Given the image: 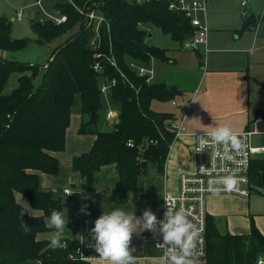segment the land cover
I'll return each instance as SVG.
<instances>
[{
	"label": "trees",
	"instance_id": "trees-1",
	"mask_svg": "<svg viewBox=\"0 0 264 264\" xmlns=\"http://www.w3.org/2000/svg\"><path fill=\"white\" fill-rule=\"evenodd\" d=\"M97 1L110 19V30L103 27L101 31V57L96 58L90 46L93 29L87 28L85 18L68 0L52 4L56 12L67 15L65 22H33L41 43L72 33L55 49L47 66L17 62L0 54V264H91L73 256L74 243L67 238L69 246L64 249H52L48 247L49 239L38 238L40 232L50 229L46 222L50 213L63 211L61 196L42 189L41 173L59 172L56 153L66 146L76 95L81 97L79 131L96 135L91 149L72 161L73 168L82 174L83 191H94L101 168L115 163L119 178L114 191L136 192L138 177L150 167L161 172L168 157L174 140L168 123L176 116L155 109L153 102L172 101L181 90L164 81H147L128 59L141 64L156 58L175 62L167 48L146 41L148 23L160 26L181 43L194 34L195 27L162 0ZM75 2L86 6L93 0ZM260 19H264V13ZM12 28V21L1 16L0 51H16L28 44L26 38H13ZM75 28L78 29L72 31ZM197 55L200 58L199 52ZM97 60L102 71L95 70ZM200 62L203 63L201 58ZM14 71L21 73L18 85L6 93L5 86ZM39 75L36 84L34 78ZM105 78L117 81L109 93L119 114L110 130L100 128V112L104 109L100 83ZM130 140L134 141L133 146L129 145ZM263 175L264 158H257L251 168L252 181L262 186ZM18 193L25 195L34 209L43 211L23 215L28 231L21 226L19 213L27 207L18 201ZM207 239L208 254L200 264H257L264 255V234L253 220L248 234H231L221 233L209 216Z\"/></svg>",
	"mask_w": 264,
	"mask_h": 264
},
{
	"label": "crops",
	"instance_id": "crops-1",
	"mask_svg": "<svg viewBox=\"0 0 264 264\" xmlns=\"http://www.w3.org/2000/svg\"><path fill=\"white\" fill-rule=\"evenodd\" d=\"M256 23L242 28L245 30L254 27L249 29L255 30L254 33L251 32L250 41L240 40L242 31L225 32V29L220 28L215 31L209 30L207 44L200 45L206 48V63L202 60L200 46L192 48L196 55L199 52L203 62H200L202 68L193 65L194 56L190 65H187L182 56L175 58V62L156 58L148 63L154 69V80L164 81L181 90V94L174 99L179 102V105H174L172 100L175 110L165 112H172L176 117L185 115L187 130L190 134L211 130L214 124L228 125L235 132L256 127L258 132H262L260 134H264V129L258 128V126H264V114L257 113L258 110L264 111L259 104L260 98L257 97L262 96L261 90L253 88L251 80L240 74L244 68L243 60L246 58L249 61L250 56L256 53L260 37L258 23ZM209 51L212 53L210 56L207 54ZM237 61L242 62L236 63ZM253 89L255 98L252 95ZM81 120L80 110L72 113L66 132V146L56 153L60 162L59 172L41 173L42 189L57 192L63 200V210L66 209L68 216L64 237L74 244L80 239V225L84 216H99L103 211L113 207L130 209L131 202L135 206L137 216L141 215L146 207H150L157 215L163 213L165 193L177 192L180 174L194 169L193 138L183 136L170 146L161 172L155 170L138 177L136 192L114 191L119 178L115 163L106 164L100 170L96 187L103 190L97 192L95 188L94 191H80L82 174L73 168L72 161L75 156L88 152L96 139L95 134L80 133ZM254 147L264 148V145H254ZM257 158H264V153L256 154ZM66 189H71L72 193L64 199L67 194ZM17 199L23 206L29 205L32 213H43L41 210L34 209L25 195L18 193ZM262 204L264 205V200ZM207 209L220 232L223 230L231 234H248L253 220L264 234V213L259 214L256 202L252 201V194L250 197L230 193L211 194L207 198ZM49 228L47 231L40 232L38 238L48 239L50 233L54 231L50 226ZM155 242L152 233L148 231L142 233L140 238L133 237L131 248L135 256V264H159L160 252ZM194 261L193 264H200L199 261ZM92 264H110V262L99 260Z\"/></svg>",
	"mask_w": 264,
	"mask_h": 264
},
{
	"label": "built area",
	"instance_id": "built-area-1",
	"mask_svg": "<svg viewBox=\"0 0 264 264\" xmlns=\"http://www.w3.org/2000/svg\"><path fill=\"white\" fill-rule=\"evenodd\" d=\"M85 18L87 28L93 29V36L91 38L90 46L94 52L96 58L101 57V31L103 27L110 30V19L102 11L101 5L97 0H93L90 5L82 6L75 2V0H68ZM146 0H136L141 3ZM167 2L170 10L184 15L190 20L191 24L195 27L194 34L186 39L182 44L186 49L197 48L202 44H207L209 27L207 22V6L208 0H162ZM42 0H38L37 4L40 5L43 13V20H53L57 24L65 22L68 17L66 14L47 12L41 6ZM243 5H247L244 1ZM195 12H202L204 14V23L197 17H194ZM16 18L23 20L24 12L19 10ZM113 63L116 65L115 60ZM131 67L135 68L137 73L141 76H146L147 81H153L154 69L149 64L137 65L132 62ZM95 70L102 71L103 67L99 60L96 61ZM116 79L105 78L101 81V91L107 93L110 91L111 86L116 84ZM174 105H179V102L172 101ZM119 111L116 109H110L106 113L108 120L117 119ZM168 127L174 132V140L180 137L191 136L193 138L192 154L194 169L191 172H184L180 174L179 189L177 192L167 191L164 198H168L170 202L175 203L177 207L183 206L185 210L190 214L189 218L197 225L201 231V238L197 242L196 249L192 260L200 261L206 258L208 254V209L207 198L211 194L230 193L244 197H250L254 191V187L257 185L252 181L251 168L253 161L256 159V154L264 153V148H256L252 145V136L257 133L256 127L248 128L246 130L237 132L242 142V148L238 152H234V159L232 161H223L215 156L216 151L222 150L219 146H215L211 143L206 145L205 150L195 151L198 147L197 135H202L204 132H197L190 134L186 126L185 115H181L169 121ZM153 143L154 140H151ZM172 142V143H173ZM170 144V146L172 145ZM129 145L133 146L134 141L130 140ZM232 174L238 178L239 183L237 187L232 191L220 190L213 192L208 189L207 181L210 177ZM258 186V185H257ZM66 193H70L71 189H66ZM165 205V200H164ZM163 213L157 215L158 219L162 218ZM98 216H84L80 225V239L74 244L73 256L90 262L91 264L103 260L97 255L95 248L91 246V234L90 229L93 227L94 220ZM157 241L155 242L156 245ZM157 247V246H156ZM159 249V256L162 255L163 249ZM257 264H264V255L258 258Z\"/></svg>",
	"mask_w": 264,
	"mask_h": 264
},
{
	"label": "rangeland",
	"instance_id": "rangeland-1",
	"mask_svg": "<svg viewBox=\"0 0 264 264\" xmlns=\"http://www.w3.org/2000/svg\"><path fill=\"white\" fill-rule=\"evenodd\" d=\"M56 1L63 0H42L41 6L47 12H56L52 4ZM246 2L247 6L242 5V2ZM38 0H0V17L6 16L12 21V37L13 38H26L28 39V44L26 47L16 50V51H7L1 50L0 54L2 57L14 60L17 62H30L33 64H45L51 59V56L55 49H57L61 44H63L67 38L72 34L71 32H67L63 35L58 36L54 40L49 43H41L38 40L36 33L33 30V22L36 19L41 20L43 18V13L41 11L40 5L37 4ZM23 10L24 12V20L18 21L16 19V15L19 10ZM264 13V0H209L207 6V22L208 27L212 31L217 29H225L226 31H242V39L243 41L251 40V32L254 33L255 30H249L250 28L254 29V27L246 28L242 30L244 21L251 15L255 14L258 20V28H259V41L256 47L255 55H251L249 61L245 58V62L243 60V70L240 71L241 76L248 77L251 80L253 88H259L261 90L262 96H257L260 98L259 104L262 105V109H264V19L261 20L260 17ZM247 14V15H246ZM244 16H246L244 18ZM194 17L199 18L204 23V14L202 12H195ZM146 30L149 32L146 41L151 45H156L162 48H167L170 56L174 58H178L182 56L187 62V65L192 63V56L195 57L194 66L200 67V60L196 55L194 49L186 50L183 48V44L174 39L171 34L164 33L160 26L154 23H148L145 25ZM78 28L73 29L72 31H76ZM237 34V33H236ZM247 34L249 36H247ZM237 36V35H236ZM254 50V48H253ZM199 51L202 53V60L206 63V48L204 46H200ZM215 52H213L214 54ZM208 56L212 53L209 51ZM135 62L137 65H141V63L128 59V63ZM242 62V61H241ZM236 62V63H241ZM46 65V64H45ZM44 65V66H45ZM47 66V65H46ZM202 66V65H201ZM203 71V69H201ZM21 73L18 71H14L5 86L4 91L6 93H10L15 87L18 85V77ZM41 75L34 78V82L37 84L40 80ZM153 81H157L156 79ZM252 95L255 98L254 89L252 91ZM102 101L104 103V109L100 112V128L102 130H110L114 127V123L117 119L108 120L106 118V113L110 109L115 108L110 101V93L102 94ZM153 107L157 110L162 111H170L175 110V107L172 105L171 101H160L154 100ZM76 110H80L81 112V97L80 95H76L75 104L72 107V113ZM260 130L264 129V126H258ZM257 132L252 136V144L254 145H264V134ZM86 135H92L91 133ZM94 135V134H93ZM155 172L153 167H150L146 174ZM144 174V173H142ZM264 200V186H255L254 191L252 193V201L256 202L257 209L259 214L264 213V205L262 204ZM221 232H224L221 230ZM195 263L192 260V264ZM197 264V263H196Z\"/></svg>",
	"mask_w": 264,
	"mask_h": 264
},
{
	"label": "clouds",
	"instance_id": "clouds-1",
	"mask_svg": "<svg viewBox=\"0 0 264 264\" xmlns=\"http://www.w3.org/2000/svg\"><path fill=\"white\" fill-rule=\"evenodd\" d=\"M197 136L199 137L198 147L195 151L205 150L206 145L211 143L222 149L216 151L215 156L223 161H232L233 153L242 148L239 133L233 131L228 125L214 124L211 130H204L202 135ZM238 183L239 180L234 175L222 174L210 177L207 187L213 192L232 191ZM95 188L97 192L103 190L96 186ZM71 193H67L64 199ZM164 200L163 216L160 219L150 207L144 208L142 214L137 216L132 202L130 209L113 207L108 211H103L94 220L93 227L89 230L91 246L95 248L97 255L110 264H135V256L131 248L133 237L140 238L142 233L148 231L157 241L156 246L163 249L159 264H192V257L197 242L201 238V231L189 218L190 214L183 206L177 207L168 198ZM26 212L32 215L29 205L27 208H22L19 213L21 226L28 231V226L22 219ZM47 224L54 229L48 237V247L67 248L69 244L64 237V229L68 224L66 209L53 210Z\"/></svg>",
	"mask_w": 264,
	"mask_h": 264
},
{
	"label": "water",
	"instance_id": "water-1",
	"mask_svg": "<svg viewBox=\"0 0 264 264\" xmlns=\"http://www.w3.org/2000/svg\"><path fill=\"white\" fill-rule=\"evenodd\" d=\"M257 22V17L255 14H251L245 21L243 24V27L249 26L251 24H254ZM263 186H264V175H263Z\"/></svg>",
	"mask_w": 264,
	"mask_h": 264
}]
</instances>
